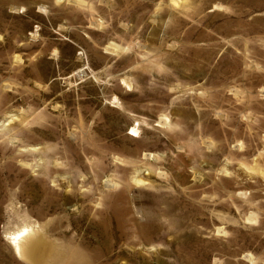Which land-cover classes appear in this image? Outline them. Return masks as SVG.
<instances>
[{
	"label": "rangeland",
	"instance_id": "rangeland-1",
	"mask_svg": "<svg viewBox=\"0 0 264 264\" xmlns=\"http://www.w3.org/2000/svg\"><path fill=\"white\" fill-rule=\"evenodd\" d=\"M0 264H264V0H0Z\"/></svg>",
	"mask_w": 264,
	"mask_h": 264
},
{
	"label": "bare ground",
	"instance_id": "bare-ground-1",
	"mask_svg": "<svg viewBox=\"0 0 264 264\" xmlns=\"http://www.w3.org/2000/svg\"><path fill=\"white\" fill-rule=\"evenodd\" d=\"M134 132H138L135 128ZM41 235L39 230L24 228L11 237L12 244H14L15 250L18 255L29 261H37V255L39 252L38 238Z\"/></svg>",
	"mask_w": 264,
	"mask_h": 264
}]
</instances>
